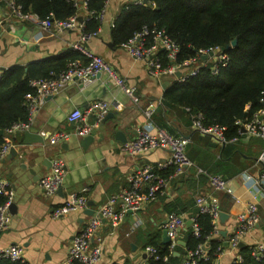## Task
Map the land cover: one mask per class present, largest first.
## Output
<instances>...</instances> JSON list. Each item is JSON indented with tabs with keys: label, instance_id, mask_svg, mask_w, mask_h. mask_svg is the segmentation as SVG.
Returning <instances> with one entry per match:
<instances>
[{
	"label": "crops",
	"instance_id": "1",
	"mask_svg": "<svg viewBox=\"0 0 264 264\" xmlns=\"http://www.w3.org/2000/svg\"><path fill=\"white\" fill-rule=\"evenodd\" d=\"M130 1L107 0L99 31L88 39L86 45L94 53L103 56L129 85L135 87L139 101H133L110 81L107 74H97L87 82L74 79L57 95L46 97L34 115L30 129L44 136L45 144L23 145L24 133L17 132L14 142L18 154L13 157L8 153L0 163V178L10 183L17 209L15 214L10 212V227L0 235V246L22 244L24 257L30 264H61L67 258L75 234L84 227L89 218L85 210L72 211L61 217L53 216L54 209L62 205L70 193L87 188L85 194L90 206L98 209L112 195L120 193L129 185L128 177L137 168L145 163L165 160L170 155L166 148H157L138 156H132L122 149L123 143L136 136V130L147 125L146 109L161 101L165 89L177 80L175 76L150 75L144 60L133 57L122 45L114 43L112 28L120 10ZM0 7V17L4 19L0 33V73L12 65L60 58L66 51L72 50L71 45L79 36V31L75 29L53 28L50 32L44 31L32 20L18 19L10 14L8 8L3 5ZM85 13L83 10L80 16H85ZM98 99L107 100L109 110L91 133L95 139L83 146L85 136L77 134L76 123L70 122L68 115L75 107L85 110ZM170 117L168 123L171 128L176 129L178 134L191 137L194 132L192 115ZM96 118V114L90 116L92 122ZM154 126L155 129L159 128L155 123ZM116 130H122L128 140H118L114 136ZM55 132H64L68 136L52 144L50 135ZM209 138L208 145L203 144L200 139L191 146L196 153L195 158L202 165L212 158H219L224 147V144ZM238 146L245 152L244 155L258 157L264 148V140L245 133ZM45 157L51 160L61 158L67 166L62 191L54 196H47L39 184L40 178L51 169L49 163H41ZM20 163H24L26 169L21 170ZM258 165L257 160L254 168L243 170L227 179L231 191L214 189L210 185V178L198 173L197 167L175 171L165 192L141 209L138 217L129 213L116 228L104 225V251L98 264L142 263L145 258L136 255L145 253L144 245L148 235L160 228L172 213L184 214L189 220L197 213V195L216 198L221 211L228 213L225 222L219 219L217 225L218 235L224 241L225 238L220 232L228 230L229 234L233 230L238 213L250 201L257 203L260 224L264 225V189H260L255 181L248 180L246 175H257ZM30 169L36 171L40 177L38 180H34ZM137 218L142 220L141 226L135 232L129 233ZM186 229L187 227L181 232L180 240H184ZM244 241L247 245L264 241V230L255 227ZM238 254V250L226 247L215 262L232 264Z\"/></svg>",
	"mask_w": 264,
	"mask_h": 264
},
{
	"label": "built area",
	"instance_id": "2",
	"mask_svg": "<svg viewBox=\"0 0 264 264\" xmlns=\"http://www.w3.org/2000/svg\"><path fill=\"white\" fill-rule=\"evenodd\" d=\"M4 1L6 8L10 14L18 19L32 20L39 25L44 31L50 32L53 28L57 30L75 29L79 31L78 38L72 43V49L80 52L87 62L84 63L81 58H77L68 63L67 67L58 73H53L49 78H37L30 82L34 89L25 96L24 105L28 111L27 120L14 122L11 126L5 129V140L0 145V163L6 158L12 147H16L14 135L17 132L29 130L34 119L35 113L39 110L44 100L48 96L56 95L70 81L80 79L82 82H87L91 77L103 73L107 74L110 81L120 87L133 101H139V95L134 86L127 83L126 79L119 75L112 65L101 55L94 53L86 45L91 36L96 35V32H87L85 29V20L89 19L88 0H69L78 10H85L86 16H80L79 12L71 15L66 19L42 18L35 12H24L18 0H0ZM133 4L143 5L149 3V0H131ZM1 5V4H0ZM1 9V7H0ZM106 11L105 7L99 12L98 18L102 20ZM82 17V20H80ZM4 19L0 17V33L3 29ZM133 57L144 60L147 63L148 72L150 75L159 76H175L179 81H183L188 75H196L200 68L206 64H211L213 73H218L220 66H226L229 56L223 52L220 47L218 52H214L216 48L200 49L197 56L186 59L182 62H177L180 47L178 43L169 35L163 28H151L144 25L143 28L136 32L126 42L121 44ZM165 52V58L169 63H164V57L160 52ZM213 51V53H212ZM207 54V58L203 55ZM213 57V60L208 58ZM180 72V76L177 73ZM2 74L0 73V79ZM161 101L151 104L146 109L147 125L139 130L138 134L131 140L123 143L122 149L132 155L138 156L144 153L153 151L157 148L169 149L170 155L165 160L155 163H145L137 168L128 177L129 185L120 193L112 195L106 203L102 204L95 213L89 216L84 227L79 230L70 245L67 258L61 264H98L103 254V227L105 224L112 228L118 227L129 213H133L138 217V213L148 203L155 200L159 194H163L170 184V176H163L159 170L169 166H177L176 172H181L183 168L196 167L194 161L187 154L188 144L191 142L190 137L185 135L171 134L165 128L154 127V122L151 116L156 111ZM109 110L108 101L98 99L90 104L87 109L82 110L75 107L68 115L70 122L76 123V132L80 136H86L93 132L94 128L99 126L100 121L104 118ZM96 114L95 121L90 120V116ZM239 131L241 134H248L264 140V107L255 112L249 120H238ZM193 130L202 135H208L214 141L225 144L228 142L226 137L227 127L219 123L205 124L203 122V114L195 113L192 116ZM154 129V130H153ZM64 132H55L50 135V143L56 144L61 139L67 138ZM236 139V138H235ZM234 140V139H233ZM259 172L257 175L247 173L248 180L255 181L260 189H264V148L258 156ZM198 173H206V170L198 168ZM67 166L63 159L54 158L51 162L50 172L42 176L39 180L40 186L43 188L47 196H54L63 186L66 176ZM210 185L214 189L231 191L228 181L219 174L210 175ZM87 188H83L78 192H72L68 195L64 203L58 206L53 211L54 217H61L67 213L78 210H86L89 207V199L85 192ZM0 194L6 195V200L0 204V235L10 227L11 210L10 205L13 202V189L10 183L3 178H0ZM196 204L199 207V212L195 213L189 219L192 220L191 227L193 234L197 237L201 234V226L196 215L199 213L209 214L215 224L214 234L218 235V221L220 219V204L214 197L205 195L196 196ZM102 214V216H100ZM104 217V221L102 219ZM260 212L258 205L254 201L246 203L244 208L236 217V224L232 231L227 235L225 241H228L232 249L239 251V243L244 241L247 234L260 223ZM188 217L181 213H172L165 222L160 225L162 230H167L170 241L168 243L169 251L173 253L175 248L180 245V234L186 227ZM142 224V220L137 218L129 233L135 232ZM224 241V242H225ZM252 250V255L259 261H264V241H259L255 244L248 245ZM226 250L225 248L218 253L217 257ZM146 258L140 264H149L148 257L160 258L159 249L153 245L144 247ZM209 258L207 249L204 243H200L197 248L187 250L184 259L180 264H198L199 260ZM241 259L239 253L236 257ZM235 258V259H236ZM9 259L23 264H30L24 257V247L19 243H11L6 246H0V263L3 260ZM164 261L168 260V256L162 257ZM217 259V258H216ZM234 259V260H235ZM216 261V260H215ZM214 261L213 264H216ZM233 263V262H232Z\"/></svg>",
	"mask_w": 264,
	"mask_h": 264
},
{
	"label": "trees",
	"instance_id": "3",
	"mask_svg": "<svg viewBox=\"0 0 264 264\" xmlns=\"http://www.w3.org/2000/svg\"><path fill=\"white\" fill-rule=\"evenodd\" d=\"M106 1L88 0L90 18L85 20L87 32L99 30L101 20L98 14L105 7ZM18 3L24 12H35L42 18L66 19L77 12L80 15L83 13L69 0H18ZM0 4L4 5L5 2ZM144 25L163 28L178 43L180 51L177 62L197 56L200 49L216 47H225L223 52L229 56L227 65L220 66L218 73H213L211 64H206L196 75H188L183 81L174 80L165 89L161 104L151 116L155 125L165 128L171 134L181 135L169 125L170 116L190 117L200 112L205 124L225 125L228 140L219 158H212L202 165L195 158L196 153L191 146L200 139L208 145L210 138L194 130L187 154L196 167L206 170L201 175L208 178L212 174H219L227 181L243 170L254 168L257 155L246 156L238 146L244 134L240 133L237 121L251 119L255 112L264 107V0H149V3L143 5L130 1L122 7L112 28L114 43L121 45ZM235 38L236 45L228 47ZM63 55L26 65H12L2 71L0 129L4 133H0V145L5 140L7 127L14 122L27 120L28 111L24 100L27 93L34 91L30 85L31 80L49 78L77 58L84 59V62L88 60L73 49ZM160 55L164 57L165 64L169 63L164 51ZM176 170L177 166L172 165L159 172L163 176H170ZM6 198V195L0 194V204ZM196 216L201 234L197 237L191 226L187 228L184 231L186 244L175 248L179 255L169 251L168 244L163 242L161 228L151 232L144 247L153 245L158 248L160 258L148 257V263L180 264L187 250L204 243L209 258L200 259L198 264H213L218 253L226 249L224 240L214 234L215 224L209 214L199 213ZM239 253L241 259L236 258L232 264H264V261L254 258L248 245L240 248ZM165 255L168 256L167 261L162 259ZM0 264L23 263L6 259Z\"/></svg>",
	"mask_w": 264,
	"mask_h": 264
},
{
	"label": "water",
	"instance_id": "4",
	"mask_svg": "<svg viewBox=\"0 0 264 264\" xmlns=\"http://www.w3.org/2000/svg\"><path fill=\"white\" fill-rule=\"evenodd\" d=\"M145 2H147V0H145ZM80 20H82V17H80ZM237 43V38H235L229 45V46H234L236 45ZM222 50L225 49V47H221ZM220 49L219 48H216L214 52H218ZM213 53V51H212ZM207 54L203 55V58H207ZM101 75V73H99ZM180 72L177 73V76H180ZM107 119V116L105 118L104 121H106ZM140 129L136 130L135 131V135L138 134ZM0 133H4V130L3 129H0ZM24 140H23V145H28V146H32V144H42L44 145L45 144V137L42 136L41 134L37 133V132H34L32 131L31 129L29 130H25L24 132ZM114 136L118 139V140H122V141H127V137L125 136V133L122 131V130H116L115 133H114ZM95 139V136L94 134H90V135H87L84 137L83 139V142H82V145L83 146H86L87 144H90L93 140ZM31 149H34V147H32ZM12 154L13 157H15L17 154H18V149H16V147H12L10 152H9V156ZM10 158V157H9ZM46 162L49 163L51 165V162L52 160L48 157H45L42 159L41 163L44 165H46ZM19 167L21 168V170H24V168L26 169V165L24 163H20L19 164ZM48 167V166H47ZM30 172L34 175V180H38L40 177L37 175L36 171L34 169H30ZM62 191V187L59 189V192L58 193H61ZM10 210L15 214L17 213V209H16V203L12 202L11 205H10ZM96 209H93L91 206H90V203H89V207L85 210L86 214H88L89 216L93 215L95 213ZM197 212H199V207L196 209ZM100 216H102V214H100ZM228 213L224 212V211H221L220 213V220L221 222H225V220L228 218ZM103 221L105 220L104 217H102ZM192 224V220L189 219L187 220L186 222V227H190ZM256 227H259V228H262L264 230V225H261L260 223H258L256 225ZM224 238L227 237L228 235V230H222L220 232ZM162 239H163V242L165 243H169L170 241V237L168 236V233H167V230H163L162 232ZM179 244L180 245H185V241L184 240H179ZM224 246L225 247H228L229 244H228V241L226 240L224 242ZM239 248H242V247H245L247 246V243L245 241H241L239 243ZM136 250V248L134 249ZM174 254L175 255H179L180 253L178 251H174ZM137 257L139 256H142L143 258H146L147 256V253H137L136 255Z\"/></svg>",
	"mask_w": 264,
	"mask_h": 264
},
{
	"label": "rangeland",
	"instance_id": "5",
	"mask_svg": "<svg viewBox=\"0 0 264 264\" xmlns=\"http://www.w3.org/2000/svg\"><path fill=\"white\" fill-rule=\"evenodd\" d=\"M208 60L210 61V60H213V57H210V58H208ZM57 95V94H56ZM253 137H255V136H253Z\"/></svg>",
	"mask_w": 264,
	"mask_h": 264
}]
</instances>
